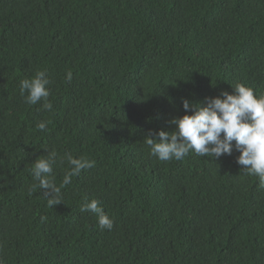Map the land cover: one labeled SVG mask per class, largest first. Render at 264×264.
<instances>
[{"label":"trees","instance_id":"1","mask_svg":"<svg viewBox=\"0 0 264 264\" xmlns=\"http://www.w3.org/2000/svg\"><path fill=\"white\" fill-rule=\"evenodd\" d=\"M37 71L51 111L20 94ZM237 83L264 95V0H0V262L264 264V188L235 141L231 155L171 161L145 143L174 129L184 99ZM51 152L57 186L65 153L94 162L54 207L44 189L29 195Z\"/></svg>","mask_w":264,"mask_h":264},{"label":"clouds","instance_id":"2","mask_svg":"<svg viewBox=\"0 0 264 264\" xmlns=\"http://www.w3.org/2000/svg\"><path fill=\"white\" fill-rule=\"evenodd\" d=\"M67 79H72L70 71ZM48 84L44 71H37L31 78L22 79L20 94L25 103L36 105L43 100L41 107L51 111L53 105L48 99ZM232 87V92L222 91L220 95L208 98L206 104L184 99L185 114L174 116L169 121L175 126L174 129L149 133L145 137V143L152 156L160 161H171L183 159L190 151L209 158L231 155L235 141V148L240 153L237 163L244 166L247 174L257 176L259 186L264 188V95H257L253 88L243 83ZM48 123L49 121L41 120L36 128L43 131ZM55 158V152H51L46 157L35 160L31 174L37 183L29 187V195L37 187L44 189L50 207L63 202L62 188L71 184L72 177L94 164L87 158L65 153V160L70 168L65 172L62 183L57 186L52 175ZM80 211L94 213L102 230L113 228L114 220L105 213L97 199H85Z\"/></svg>","mask_w":264,"mask_h":264}]
</instances>
